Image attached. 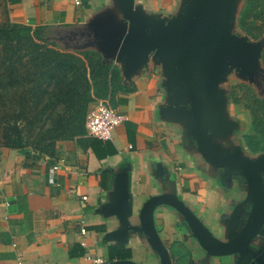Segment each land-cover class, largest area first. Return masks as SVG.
<instances>
[{
  "label": "crops",
  "instance_id": "1",
  "mask_svg": "<svg viewBox=\"0 0 264 264\" xmlns=\"http://www.w3.org/2000/svg\"><path fill=\"white\" fill-rule=\"evenodd\" d=\"M6 1L14 23L77 29L109 0H80L79 4L76 0ZM136 3L150 13L172 18L180 0ZM121 78L132 90H117L103 99L126 115L112 139L60 140L53 158L45 154L26 157L12 148L0 150V264H93L87 258L90 255L101 256L106 260L103 264H108L122 259L116 252L119 246L130 249L129 259L138 264H160L143 236H130L124 245L105 238L118 221L105 217L101 208L109 202L115 175L122 171L129 175L135 213L150 197L174 189L216 237H227L226 217L246 197L240 179H228L224 170L206 165L193 143L185 139L182 125L162 118L159 107L169 97L160 65L149 61L131 81ZM235 143L248 150L242 130ZM54 165L59 166L55 172ZM154 216L174 264L179 262L174 245L188 258L187 264H201V255L187 239L178 214L165 206ZM227 261L214 257L212 264Z\"/></svg>",
  "mask_w": 264,
  "mask_h": 264
},
{
  "label": "water",
  "instance_id": "2",
  "mask_svg": "<svg viewBox=\"0 0 264 264\" xmlns=\"http://www.w3.org/2000/svg\"><path fill=\"white\" fill-rule=\"evenodd\" d=\"M243 0H180L172 18L150 13L136 0H109L70 41L76 50H95L104 63L118 65L124 82L131 81L149 61L162 68L168 102L162 118L179 123L206 165L224 170L241 181L246 197L226 217L227 237H216L174 189L150 197L134 212L127 171L117 173L105 217L117 226L105 236L121 245L130 236H143L160 264H174L155 223L160 207L180 217L187 239L199 252L201 264L225 257L226 264H264V152L252 153L236 144L241 123L230 112L226 84L229 75L259 83L264 36L250 38L234 32ZM262 89V90H261ZM263 96V94H260ZM108 264H138L117 259Z\"/></svg>",
  "mask_w": 264,
  "mask_h": 264
},
{
  "label": "rangeland",
  "instance_id": "3",
  "mask_svg": "<svg viewBox=\"0 0 264 264\" xmlns=\"http://www.w3.org/2000/svg\"><path fill=\"white\" fill-rule=\"evenodd\" d=\"M245 2L246 0H243V7ZM260 7L258 6L257 9ZM257 9L249 12L246 21L255 31L260 32L259 39H261L264 36V15L262 18L260 16L257 18L259 12ZM240 14L237 16L234 32L245 34L239 26ZM12 23L14 22L7 1L0 0V25ZM74 32H76L74 28L57 27L53 29L50 40L23 41L20 46H12L8 43L4 45L0 40V150L9 148L5 145L6 136L9 134L3 129L4 125L14 124L16 121L31 151L36 153L43 151L48 155L56 150L58 141L53 143V139L63 131L69 113L65 111V103H61L58 97L52 103L38 102L35 94V76L43 68H52L60 62L69 63L77 68H82L83 65L76 58L87 63L85 55L75 53L87 50H76L73 46L76 42L69 40L75 36ZM14 50L16 53H13ZM260 60L259 66L264 69L262 56ZM229 78L226 87L230 112L241 123L243 135L252 120L248 106H257L255 97L260 94L264 96V89L260 91L257 82L239 78L235 75V71L231 72ZM98 100L100 99L90 105L89 110ZM172 248L174 253H178V255L174 254L175 259L179 260L176 264L181 262L187 264L188 258L181 253V248L176 249L175 245Z\"/></svg>",
  "mask_w": 264,
  "mask_h": 264
},
{
  "label": "trees",
  "instance_id": "4",
  "mask_svg": "<svg viewBox=\"0 0 264 264\" xmlns=\"http://www.w3.org/2000/svg\"><path fill=\"white\" fill-rule=\"evenodd\" d=\"M242 7L239 26L250 38L259 39L257 32L247 23V17L251 10L261 6L256 17L264 15V0H246ZM53 29L48 25L35 28L18 24L0 25V40L3 44L20 46L23 41H48L52 37ZM19 49V48H18ZM13 53H16L14 50ZM83 54L87 63L76 58L82 63V68H77L69 63L63 62L54 67L43 68L39 74L36 73L35 94L39 103H52L58 97L61 103H65V111L69 113L63 131L53 139V143L60 140H71L86 136V117L90 105L97 99L111 98L117 90L129 91L122 83L119 67L117 65L104 63L101 55L95 50L75 52ZM68 54V53H66ZM264 63V50L262 54ZM58 88V91L56 89ZM132 90V89H130ZM257 106L249 105L252 120L249 128L242 135L247 149L252 153L264 152V96H256ZM114 107V106H113ZM3 129L9 134L6 136V146L17 149L26 157L44 155L43 151L37 153L31 151L26 144L24 135L17 121L14 124L4 125ZM34 152V153H32ZM55 157V152L48 154ZM119 248V249H118ZM116 247V252L122 259L131 258V250L124 246Z\"/></svg>",
  "mask_w": 264,
  "mask_h": 264
},
{
  "label": "built area",
  "instance_id": "5",
  "mask_svg": "<svg viewBox=\"0 0 264 264\" xmlns=\"http://www.w3.org/2000/svg\"><path fill=\"white\" fill-rule=\"evenodd\" d=\"M76 3H80V0H76ZM126 120V115L121 113L116 107H113L106 100L100 99L95 105L88 111L86 117V136L94 137L101 140L112 139L114 130L120 126ZM59 169L58 165L52 167V171L55 172ZM53 180V179H52ZM83 199H87V196H83ZM86 228L81 226V233L85 234ZM93 264H103L106 260L101 256H87Z\"/></svg>",
  "mask_w": 264,
  "mask_h": 264
}]
</instances>
